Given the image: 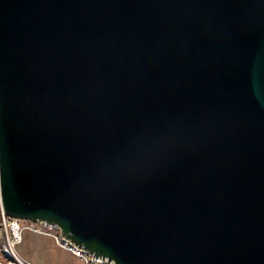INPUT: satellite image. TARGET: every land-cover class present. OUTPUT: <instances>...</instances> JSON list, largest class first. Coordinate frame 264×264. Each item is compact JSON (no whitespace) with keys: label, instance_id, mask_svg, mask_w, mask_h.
Segmentation results:
<instances>
[{"label":"water","instance_id":"obj_1","mask_svg":"<svg viewBox=\"0 0 264 264\" xmlns=\"http://www.w3.org/2000/svg\"><path fill=\"white\" fill-rule=\"evenodd\" d=\"M0 199L112 264H264V0H0Z\"/></svg>","mask_w":264,"mask_h":264},{"label":"built area","instance_id":"obj_2","mask_svg":"<svg viewBox=\"0 0 264 264\" xmlns=\"http://www.w3.org/2000/svg\"><path fill=\"white\" fill-rule=\"evenodd\" d=\"M31 230L42 232L52 236L55 243L68 251L74 259L80 264H112L110 261L103 259H95L86 251L73 245L68 240H62L58 237L56 230L44 227L27 220H19L9 218L4 215L0 199V255L2 260L0 264H33L23 259L16 251V245L20 241V233L22 230Z\"/></svg>","mask_w":264,"mask_h":264},{"label":"crops","instance_id":"obj_3","mask_svg":"<svg viewBox=\"0 0 264 264\" xmlns=\"http://www.w3.org/2000/svg\"><path fill=\"white\" fill-rule=\"evenodd\" d=\"M16 251L33 264H80L68 251L58 246L52 236L28 229L21 231Z\"/></svg>","mask_w":264,"mask_h":264}]
</instances>
